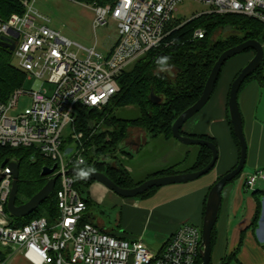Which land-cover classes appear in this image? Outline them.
<instances>
[{
    "label": "built area",
    "instance_id": "2783aa9c",
    "mask_svg": "<svg viewBox=\"0 0 264 264\" xmlns=\"http://www.w3.org/2000/svg\"><path fill=\"white\" fill-rule=\"evenodd\" d=\"M37 0H24L25 15L0 17V41L14 44L12 64L34 81L31 91L17 89L6 102L0 100V152L3 148L35 147L57 164L58 219L33 220L24 227H13L6 210L13 175L0 166V246L8 250L7 264L21 254L28 264H197L202 250V229L182 225L161 252L151 250L143 241H128L102 231L92 223L81 225L88 210L86 201L69 174L71 165L85 163V135L72 127L76 107L103 108L119 91V78L149 51L160 47L168 37L178 6L196 2L207 7L206 14H235L264 24V0H117L114 5L94 9V27L109 21L117 25L118 39L107 54L70 41L49 27L50 20L34 7ZM205 29H197L195 39H203ZM75 49V50H74ZM14 61V63H13ZM55 86L50 96L43 86ZM28 95V112L16 114L20 97ZM73 146L63 150L67 139ZM10 162V161H9ZM16 163V162H10ZM9 164V163H8ZM51 168V167H50ZM264 180L258 170L245 179L254 190Z\"/></svg>",
    "mask_w": 264,
    "mask_h": 264
},
{
    "label": "trees",
    "instance_id": "16d2710c",
    "mask_svg": "<svg viewBox=\"0 0 264 264\" xmlns=\"http://www.w3.org/2000/svg\"><path fill=\"white\" fill-rule=\"evenodd\" d=\"M23 1L0 0V17L8 19L13 14L25 15L27 8L23 5ZM71 1L97 7L114 5L117 2V0ZM200 28L206 30V35L203 39H195L194 33ZM219 30L230 31V34L225 38L215 39L214 35ZM170 32L160 47L149 51L132 69L125 71L120 76V91L110 99L106 106L101 109L81 105L76 107L75 121L72 127L77 132L85 133L89 141L84 155L85 163L83 165L74 163L71 167H76L84 172L95 170L105 173L122 188L136 187L140 183H136L132 179L123 165L111 164L107 160L122 152L120 146L128 138L130 129L140 128L153 137L163 136L174 139L172 135L174 122L200 99L219 57L225 51L248 40L258 41L264 48V24L243 15L206 14L191 19L185 24L176 20L171 25ZM255 53L254 50H248L240 55L251 54L253 59ZM12 59L13 53L0 45V100L3 102H6L15 90L23 88L26 83L25 74L13 66ZM229 61L223 66L220 76ZM252 80L264 86V59L260 66L246 79L241 89ZM152 92L160 99V102L152 100ZM129 107L138 109L139 116L136 119L129 120L117 116L118 110ZM99 124H101V128L98 130ZM230 126L239 149L240 159V144L234 133L231 120ZM96 129L97 131L92 134ZM194 137L213 142V139L206 136ZM71 143L73 141L70 138L67 139L63 145V150L65 151ZM199 148L200 153L193 171L204 169L212 161L211 150L207 147ZM6 161L20 164L17 205L28 202L42 190L48 182V179L42 176V170L45 167L54 166V162L45 158L35 147L17 149L5 147L0 152V166ZM177 173L179 172L175 169H168L151 176V178ZM72 176L74 177V186L81 195L82 187L85 186L86 189L90 183H81L74 175ZM59 189L58 183L50 197L30 216L26 218L11 216L12 226L24 227L39 218H46L50 223L55 222L59 217ZM157 189L153 188L139 197H148ZM85 222L86 220L83 218L81 225ZM215 228L212 233V249L216 242ZM8 252V250H0L1 260H6ZM228 260L229 257L226 256L220 264H227ZM197 264H202L201 256ZM210 264L213 262L211 261Z\"/></svg>",
    "mask_w": 264,
    "mask_h": 264
},
{
    "label": "crops",
    "instance_id": "0c3cea01",
    "mask_svg": "<svg viewBox=\"0 0 264 264\" xmlns=\"http://www.w3.org/2000/svg\"><path fill=\"white\" fill-rule=\"evenodd\" d=\"M251 60V54H243L229 61L208 104L182 128L184 135L206 136L217 146L219 159L207 176L161 187L148 197L135 198H123L104 185L91 182L86 189L82 187L81 194L88 206L84 214L86 222L121 239H142L156 252L164 249L182 225L192 224L202 229L211 188L239 162V149L230 126L228 99L235 76ZM238 103L248 145L246 166L249 164L250 169L245 171V166L242 174L223 191L222 208L215 225L212 262L220 264L227 256V264H264V190L258 188L264 180H259L254 190L246 189L244 184L250 174L258 170L264 172V86L255 80L247 82L239 92ZM141 131L130 136L122 147L125 152L122 156L130 161H145L144 177L136 179L127 171L136 183L168 169L179 173L193 172L200 148L193 155V150L176 139L153 137ZM160 145L163 149L168 147V151L158 154ZM117 155L108 162L123 165L122 158ZM191 157L194 159L187 166ZM183 166L187 167L182 169Z\"/></svg>",
    "mask_w": 264,
    "mask_h": 264
},
{
    "label": "water",
    "instance_id": "95a60500",
    "mask_svg": "<svg viewBox=\"0 0 264 264\" xmlns=\"http://www.w3.org/2000/svg\"><path fill=\"white\" fill-rule=\"evenodd\" d=\"M3 40L0 41V45L10 52H13L15 45L6 43ZM248 50H254L256 52L255 56L248 63V65L242 69L238 77L232 83L228 102L230 120L233 125L234 133L240 144V159L237 167L217 181L209 192L202 224V250L200 255L202 264H210L212 261V233L215 225L217 224L222 208L223 191L229 183L242 174L247 163L248 145L244 134L243 119L239 108L238 95L243 83L260 66L264 59V48L260 42L256 40H248L225 51L214 65L200 99L193 106L183 112L172 126L173 138L178 142L188 146L195 145L199 147H207L211 150L212 161L204 169L187 173L154 177L140 183L134 188H122L108 175L102 172L95 170L84 172L76 167L69 169V174L74 175L79 182L84 184L98 182L123 198L139 197L153 188L184 184L198 180L199 178L207 175L215 168L218 162L219 152L217 146L213 142L206 139L183 135L181 131L183 126L195 115H197L210 101L225 63ZM151 98L155 102H160V99L155 96L154 92L151 93ZM5 166L9 168L13 175L12 189L7 203V211L15 218H26L33 214L42 205V203L50 197L56 188L58 176L50 178L42 190H40L28 202L22 205H17L20 164L17 162L10 163L9 161H6L3 164V167ZM56 170L57 164H55L52 168L45 167L42 170V176L48 178L52 176ZM3 177L4 175L0 176V182Z\"/></svg>",
    "mask_w": 264,
    "mask_h": 264
},
{
    "label": "rangeland",
    "instance_id": "374dc122",
    "mask_svg": "<svg viewBox=\"0 0 264 264\" xmlns=\"http://www.w3.org/2000/svg\"><path fill=\"white\" fill-rule=\"evenodd\" d=\"M34 7L50 20V24H49L50 28L59 32L62 36L69 39L70 41L83 46L84 48L89 49L94 47V45H97V50L101 53L106 54L108 48H110V46H112L113 43L118 38L117 25L113 21H109V23L105 26H101L98 28L94 27V23H93L95 17L94 9L97 6L83 5L73 2L71 0H37V2L34 3ZM206 10L207 7L202 4L196 2H185L178 6V12H176L175 15L178 18L189 20L192 19L193 16L197 14L204 13ZM228 34H230V31L219 30L214 35L215 36L214 38L215 39L225 38L228 36ZM132 67L129 68L128 70L132 69ZM34 84H35V80L26 81L23 89L25 91H31L33 89ZM43 88L48 91V94L50 96L55 92L54 85L45 83ZM30 104H31V98L28 95L20 97L18 110L16 114L28 112L30 108ZM116 114L121 118L132 120V119H136L139 116V111L135 107H129L118 110ZM263 116H264V108H263ZM100 128H101V124L98 125L97 129L99 130ZM97 129L94 130L92 134H94L97 131ZM141 130L140 128L130 129L128 138L132 135L135 136ZM126 140L121 144L120 147H124V145H126ZM85 141H86L85 150H87V142L89 141V138L87 139L86 135H85ZM152 145L153 144H151L150 146L152 147ZM70 146H73V143H71ZM183 146H186L187 148L193 150L192 151L193 155L195 154L194 152L199 151V146H195V145L188 146L184 144ZM158 148H159L157 150L158 154L163 151L165 152L168 151V147H165L163 149L162 146L160 145L158 146ZM117 154H119L117 156H119L123 160L122 162L123 167L127 171H130L136 179H140L141 177H144L145 174L142 171V169H144L145 166L144 159L140 161H136V160L130 161L125 156H122L125 154V152H121V155L120 153ZM115 156L116 155H113L107 160L112 162V158H116ZM193 159L194 157H191L189 159L187 166L191 165L190 163H192ZM187 166H183L182 169H185ZM249 169L250 166L249 164H247L245 171H248ZM258 188L264 190V184L259 185ZM1 249L2 248L0 246V250ZM7 264H28V262L24 259V257L21 254H17L13 256V258L10 259Z\"/></svg>",
    "mask_w": 264,
    "mask_h": 264
},
{
    "label": "bare ground",
    "instance_id": "6f19581e",
    "mask_svg": "<svg viewBox=\"0 0 264 264\" xmlns=\"http://www.w3.org/2000/svg\"><path fill=\"white\" fill-rule=\"evenodd\" d=\"M52 168V167H51ZM48 180L50 179L49 177L47 178ZM58 182V181H57ZM57 186V185H56Z\"/></svg>",
    "mask_w": 264,
    "mask_h": 264
}]
</instances>
